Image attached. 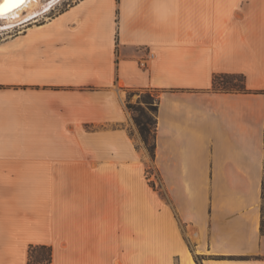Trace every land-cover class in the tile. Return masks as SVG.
<instances>
[{
    "label": "crops",
    "instance_id": "crops-1",
    "mask_svg": "<svg viewBox=\"0 0 264 264\" xmlns=\"http://www.w3.org/2000/svg\"><path fill=\"white\" fill-rule=\"evenodd\" d=\"M263 194L264 0H77L0 40V264H264Z\"/></svg>",
    "mask_w": 264,
    "mask_h": 264
},
{
    "label": "rangeland",
    "instance_id": "rangeland-1",
    "mask_svg": "<svg viewBox=\"0 0 264 264\" xmlns=\"http://www.w3.org/2000/svg\"><path fill=\"white\" fill-rule=\"evenodd\" d=\"M52 1L54 0H47L45 3H49ZM76 1L77 0H61L60 2H58V4L54 6V8H52L49 12H47V14H44L43 16H41L40 20H45L46 18H49L61 12L62 10L69 7ZM27 22L28 21L24 23L19 22V23H15L11 25H6V24H3L0 20V40H3L4 38L14 35L20 29H22ZM238 74H241V73H238ZM232 82L237 85L240 84L241 77L239 75L235 76L232 79ZM245 85H246V76H245ZM126 102H127V107H128V104H133V105H136L137 107V110L135 109L133 110L128 107L133 117V122L135 126L132 129L131 133L136 135L138 139L141 141L139 142V148L143 147L148 152V157L145 163V166H146L145 167V178L147 179V182L151 186V194L153 190L155 191L159 190V192L161 191L160 193L164 195L163 189L161 188V184L159 183V175L157 173L156 166L154 165V162H153L155 157L153 156L150 150V146H152L155 142L156 127H155L154 121L157 118V104L159 102V93L158 91H154V90L133 89L129 91V93L127 94ZM143 113H144L145 119L148 121L149 127L151 128V133L149 136L150 137L149 146L143 140L139 126L136 122V117L143 115ZM157 194L158 193L155 192V195ZM263 213H264V202H263Z\"/></svg>",
    "mask_w": 264,
    "mask_h": 264
},
{
    "label": "trees",
    "instance_id": "trees-1",
    "mask_svg": "<svg viewBox=\"0 0 264 264\" xmlns=\"http://www.w3.org/2000/svg\"><path fill=\"white\" fill-rule=\"evenodd\" d=\"M239 75L241 77V83L235 84L232 82V79ZM213 86L215 90L225 91V92H242L247 91L245 85V75L243 73H220L214 76ZM151 94V93H150ZM159 103V102H158ZM130 109L137 110L136 105L128 104ZM158 111V104H157ZM136 122L139 126L141 135L145 143L149 146L150 141V133L151 128L148 125V121L143 115L136 117ZM155 127L157 130V118L154 121ZM156 130H155V142L152 146H150V150L155 157L156 155ZM264 198V194H263ZM262 229L264 231V213H263V221H262ZM28 264H53V248L50 245H31L29 247V260Z\"/></svg>",
    "mask_w": 264,
    "mask_h": 264
},
{
    "label": "bare ground",
    "instance_id": "bare-ground-1",
    "mask_svg": "<svg viewBox=\"0 0 264 264\" xmlns=\"http://www.w3.org/2000/svg\"><path fill=\"white\" fill-rule=\"evenodd\" d=\"M47 0H19L17 6L7 13L8 10L0 13V20L3 24L11 25L19 22L38 21L43 13L49 12L53 5L60 0L45 3ZM4 0H0V5ZM6 12V13H4Z\"/></svg>",
    "mask_w": 264,
    "mask_h": 264
},
{
    "label": "snow or ice",
    "instance_id": "snow-or-ice-1",
    "mask_svg": "<svg viewBox=\"0 0 264 264\" xmlns=\"http://www.w3.org/2000/svg\"><path fill=\"white\" fill-rule=\"evenodd\" d=\"M18 2L19 0H4V3L0 5V13L17 6Z\"/></svg>",
    "mask_w": 264,
    "mask_h": 264
},
{
    "label": "water",
    "instance_id": "water-1",
    "mask_svg": "<svg viewBox=\"0 0 264 264\" xmlns=\"http://www.w3.org/2000/svg\"><path fill=\"white\" fill-rule=\"evenodd\" d=\"M12 9H13V8L9 9V10L7 11V13L10 12ZM4 13H6V12H4Z\"/></svg>",
    "mask_w": 264,
    "mask_h": 264
}]
</instances>
